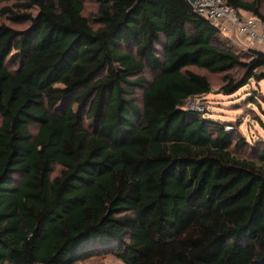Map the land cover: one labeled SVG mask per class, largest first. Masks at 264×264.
I'll return each mask as SVG.
<instances>
[{
    "label": "trees",
    "instance_id": "obj_1",
    "mask_svg": "<svg viewBox=\"0 0 264 264\" xmlns=\"http://www.w3.org/2000/svg\"><path fill=\"white\" fill-rule=\"evenodd\" d=\"M95 1L2 8L0 264H264V139L189 103L263 102L264 50L190 0Z\"/></svg>",
    "mask_w": 264,
    "mask_h": 264
},
{
    "label": "rangeland",
    "instance_id": "obj_2",
    "mask_svg": "<svg viewBox=\"0 0 264 264\" xmlns=\"http://www.w3.org/2000/svg\"><path fill=\"white\" fill-rule=\"evenodd\" d=\"M29 0H10L9 2L0 0V24L5 23L15 28H24L28 23L12 22L9 17L2 12L5 6H13L18 12L25 11L16 5ZM264 6V0H263ZM97 10V3L95 0H86L85 13L90 15ZM32 12L36 14L37 8H32ZM237 44L239 42L234 40ZM240 45V44H239ZM215 82L217 77L212 76ZM254 85V83L252 84ZM264 92V81L260 85ZM251 85L245 86L243 89L231 96H226L218 93L217 86H214L213 91L201 97H194L190 100V106L200 110H208L212 117L230 121L234 127H238L241 133L250 141L257 138L264 139V101L249 102L247 95ZM247 90V91H246ZM37 127H34L36 131ZM58 170V167L56 168ZM74 264H127L122 261L113 252L91 251L84 258L78 260Z\"/></svg>",
    "mask_w": 264,
    "mask_h": 264
},
{
    "label": "built area",
    "instance_id": "obj_3",
    "mask_svg": "<svg viewBox=\"0 0 264 264\" xmlns=\"http://www.w3.org/2000/svg\"><path fill=\"white\" fill-rule=\"evenodd\" d=\"M193 5L229 36H245L253 44H264V23L258 17L243 14L227 0H195Z\"/></svg>",
    "mask_w": 264,
    "mask_h": 264
},
{
    "label": "crops",
    "instance_id": "obj_4",
    "mask_svg": "<svg viewBox=\"0 0 264 264\" xmlns=\"http://www.w3.org/2000/svg\"><path fill=\"white\" fill-rule=\"evenodd\" d=\"M241 12L243 13V14H245V15H249V14H251L249 11H247V10H243V9H241ZM263 23H264V21H263ZM225 34H227V33H225ZM228 35V34H227ZM232 39H233V41L235 40V37H236V40L239 42V46H244V47H249V46H253V47H257V48H261V49H263L264 50V44L263 45H260V44H253L252 43V41H250L247 37H245V36H236V35H231L230 36ZM235 42V41H234ZM236 43V42H235Z\"/></svg>",
    "mask_w": 264,
    "mask_h": 264
},
{
    "label": "water",
    "instance_id": "obj_5",
    "mask_svg": "<svg viewBox=\"0 0 264 264\" xmlns=\"http://www.w3.org/2000/svg\"><path fill=\"white\" fill-rule=\"evenodd\" d=\"M192 3L195 2V0H190Z\"/></svg>",
    "mask_w": 264,
    "mask_h": 264
}]
</instances>
